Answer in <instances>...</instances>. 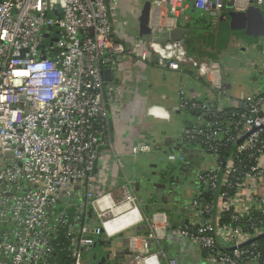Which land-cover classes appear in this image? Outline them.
I'll return each instance as SVG.
<instances>
[{
  "label": "built area",
  "instance_id": "2783aa9c",
  "mask_svg": "<svg viewBox=\"0 0 264 264\" xmlns=\"http://www.w3.org/2000/svg\"><path fill=\"white\" fill-rule=\"evenodd\" d=\"M147 1L153 35L143 48L129 49L118 29L119 0H0V264H52L55 240L70 225L79 231L80 235L73 232L69 237L75 238L80 250L92 247L89 208L105 230L101 216L112 212L99 204L113 193L96 196L95 171L102 147L113 150L109 106L122 96L118 82L106 81L107 71L135 55L144 60L153 55L160 68L173 71L195 66L198 76L207 80L221 71V64L196 60L184 46L155 43L153 37L174 29L179 19L188 21L189 8L220 14L225 0ZM256 1L264 6V0ZM154 45L165 54L159 55ZM179 48L183 55H173ZM218 90L228 95L225 85L219 84ZM181 96L180 108L197 113L199 122L183 131L179 142L199 146L217 161L198 177L201 188L190 204L194 222L181 234L206 252L207 264H243L248 255L257 263L258 254L242 246L255 247L252 241L264 235V224L252 227L250 234L238 222L254 212L264 213V204L250 186L264 179V92L230 112L187 100L183 92ZM232 147L224 162L223 150ZM140 151L150 153L151 147L142 145ZM168 160L185 158L169 155ZM133 185L127 181L114 190L119 193L117 206L129 202L138 209ZM205 187L214 204L202 201ZM78 195L81 201L76 205ZM242 196L254 203L244 214L236 206ZM229 212L232 222L220 223L222 214ZM162 220L166 221L165 215L158 214V223ZM154 237L150 233L148 238ZM158 248L149 256L159 262L166 255L161 245ZM149 256L135 255L130 264ZM80 257L75 250L74 264H81Z\"/></svg>",
  "mask_w": 264,
  "mask_h": 264
},
{
  "label": "crops",
  "instance_id": "0c3cea01",
  "mask_svg": "<svg viewBox=\"0 0 264 264\" xmlns=\"http://www.w3.org/2000/svg\"><path fill=\"white\" fill-rule=\"evenodd\" d=\"M258 7L261 6L256 0H225L220 14L189 8L188 21H176L175 28L188 30L184 40L176 45L184 46L187 55L196 60L221 64V71L213 74L211 80L199 77L192 65H183L178 71L160 68L153 55L146 60L139 55L126 57L118 68L110 71L106 81L110 84L118 82L122 86V96L120 102L109 106L113 150L109 145L101 149L104 154L95 171L94 192L96 196L112 192L116 201L119 193L114 190L133 181L132 190L139 207L104 224L105 230L101 225L94 226V219H88L89 235L95 241L90 248L80 250L75 238L69 237L73 232L80 235L73 225L63 229L55 240L52 264H74L75 250L81 253V264H130L135 255L157 254L160 245L166 259L160 258L158 262L154 256H149L154 260L147 264L155 261L156 264H169L168 260L175 264H207L204 251L183 237L181 230L194 222L190 204L199 191V175L217 161L199 146L179 142V135L199 122L197 113L180 108L181 92L187 100L210 104L225 112L239 109L264 92V79H260L264 78V61L261 60L264 58L258 59L263 57L264 48L260 49L258 45L264 37H259L257 45H250L246 21L239 16V13ZM154 46L160 51L159 55L165 54L160 46ZM175 54L183 55L182 48ZM224 55L236 65L231 67ZM237 57H248L250 61L239 62ZM239 63L243 65L244 78L240 76L242 69H236L241 65ZM219 84L227 87V96L218 92ZM145 144L151 147L150 153L140 151ZM112 153L120 159L122 166ZM169 155L183 156L185 161L170 162ZM250 186L258 194L262 206L264 179L256 180ZM80 201L81 195H78L73 202L77 205ZM253 204L250 198L242 196L236 206L244 214ZM131 209V204L126 202L116 214ZM74 213L76 207L71 209V214ZM158 214H164L166 221L158 223ZM145 218L149 219L151 230L146 227ZM218 222H215L217 227ZM150 233L156 238H148ZM145 240L148 247H145ZM69 258L71 262L67 260ZM243 264L257 263L247 260Z\"/></svg>",
  "mask_w": 264,
  "mask_h": 264
},
{
  "label": "water",
  "instance_id": "95a60500",
  "mask_svg": "<svg viewBox=\"0 0 264 264\" xmlns=\"http://www.w3.org/2000/svg\"><path fill=\"white\" fill-rule=\"evenodd\" d=\"M56 11L55 14H58ZM239 16L246 21L248 37L250 38V45H257L259 43V37H264V6L253 8L246 13H239ZM149 17H150V3L147 2L140 15L137 17L139 32L142 36L150 37L153 35L151 29L149 28ZM188 34V30L180 27H176L171 30H166L158 33L157 36L153 37L155 43L160 44H171V43H181L185 36ZM253 35V36H251ZM255 36V37H254ZM253 38V39H252ZM127 44V41H126ZM110 71L105 73L106 80L109 79ZM244 140V139H243ZM241 140L237 146L243 142ZM208 187H205V196L208 197ZM264 237V235H262Z\"/></svg>",
  "mask_w": 264,
  "mask_h": 264
},
{
  "label": "rangeland",
  "instance_id": "374dc122",
  "mask_svg": "<svg viewBox=\"0 0 264 264\" xmlns=\"http://www.w3.org/2000/svg\"><path fill=\"white\" fill-rule=\"evenodd\" d=\"M148 1L146 0H119V7H118V13H119V19H118V28H119V33H121V35L125 36L127 38V44L126 47L127 48H143L147 37L142 36L139 32V27H138V21H137V17L140 15L141 11H142V7H144V5L147 3ZM127 24V26H125V24ZM264 40L261 41L260 45H258V47L260 49L264 48ZM240 54V50L238 51ZM234 53H237L236 51ZM260 53V51H259ZM263 57H258V59L260 60L261 58H264V52L261 55ZM224 60H229V65L231 67H233V65H236V63H234L233 60L228 59V57L226 55H224ZM248 57H244V58H239L237 57V60L239 62L245 61L248 62L250 60L247 59ZM257 59V60H258ZM242 60V61H241ZM264 61V59H261ZM263 63V62H262ZM241 64V63H239ZM238 64V65H239ZM243 65L241 64L240 66H237V70H241V74L240 76H242L243 78L246 77V75L243 74ZM262 68V65L259 64V69ZM245 69V68H244ZM260 79H264L263 77H260ZM224 105V104H223ZM195 179V175L193 177V180ZM133 194L135 195V193L133 192ZM138 203V207H139V202ZM87 216L89 219H94L93 225L97 226V225H101L100 220L97 218L95 212H93L91 210V208H89ZM144 257V256H143ZM74 261V260H73Z\"/></svg>",
  "mask_w": 264,
  "mask_h": 264
},
{
  "label": "trees",
  "instance_id": "16d2710c",
  "mask_svg": "<svg viewBox=\"0 0 264 264\" xmlns=\"http://www.w3.org/2000/svg\"><path fill=\"white\" fill-rule=\"evenodd\" d=\"M228 112H230V111H228ZM190 146L194 147L193 145H190ZM232 152H233V147L230 149H224L223 150L222 159L224 160V162H226L229 159ZM200 188H201V186L199 185V189ZM201 199L205 203H213V204L215 203V198H213L211 196L207 198L205 195H201ZM216 211L217 210L214 208L212 215H215ZM232 217L233 216H232L231 212L223 213L220 223L230 224L233 220ZM260 222H262V225L264 224V213L254 212V213H252V215H250V217L243 218L241 221L238 222V224L242 227H245V230L248 233L254 234L252 227H254V226L260 227L258 225ZM144 223H145L146 227L148 228V230H151V224H150V221L148 218H145ZM252 242H253V244H255V247H252V244H246V245L242 246V250L255 251V253L258 254L257 263L264 264V237H262V236L255 237ZM221 251L231 252V250H226V249H221ZM204 253L207 256L206 252H204ZM249 258H250L249 255L246 256L244 258V262L247 260H251ZM67 260L70 262L72 261L70 258Z\"/></svg>",
  "mask_w": 264,
  "mask_h": 264
},
{
  "label": "bare ground",
  "instance_id": "6f19581e",
  "mask_svg": "<svg viewBox=\"0 0 264 264\" xmlns=\"http://www.w3.org/2000/svg\"><path fill=\"white\" fill-rule=\"evenodd\" d=\"M155 49H157V53L160 54V51L158 50V48H155ZM173 55H175V53ZM99 205H100V208L103 211L110 210V212H112V216H107V217L106 216H101L104 219L103 220L104 224H109L111 222H114V221L120 219L121 217H124L128 213L137 210V208L132 207L131 211H127L125 213L116 214L118 212V210L120 209V206L116 205L115 199L113 198L112 195L106 196L103 200L100 201ZM154 259H148L146 261H141L139 263H134V264H144V263L147 264L150 260H154ZM153 263L154 262H151L150 264H153ZM154 264H156V261H155Z\"/></svg>",
  "mask_w": 264,
  "mask_h": 264
}]
</instances>
